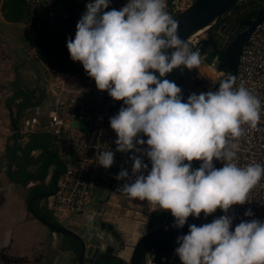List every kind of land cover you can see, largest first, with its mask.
Wrapping results in <instances>:
<instances>
[{
    "label": "clouds",
    "instance_id": "clouds-1",
    "mask_svg": "<svg viewBox=\"0 0 264 264\" xmlns=\"http://www.w3.org/2000/svg\"><path fill=\"white\" fill-rule=\"evenodd\" d=\"M110 3L88 0L66 47L98 90L123 101L109 120L116 151L139 155L130 157L131 177L127 169L116 175L126 181L119 190L170 212L177 229L190 216L207 218L221 210L211 222L188 224V232L177 236L174 254L181 264H264V219H242L233 227L235 217L228 214L246 204L264 177V165L236 160L244 126L255 129L261 119L260 98L229 77L215 91L193 92L184 100L166 74L198 68L202 57L179 37L167 0H127L119 9H109ZM96 155L99 166L113 165L110 148ZM244 216L254 217L252 209Z\"/></svg>",
    "mask_w": 264,
    "mask_h": 264
},
{
    "label": "crops",
    "instance_id": "crops-1",
    "mask_svg": "<svg viewBox=\"0 0 264 264\" xmlns=\"http://www.w3.org/2000/svg\"><path fill=\"white\" fill-rule=\"evenodd\" d=\"M85 11V5L65 6L63 16L55 18L50 28L59 32V36H64L65 32L74 33L76 24ZM2 13L0 12V264H78L76 254L70 250L71 239L51 231L38 221L28 204L35 191H38L37 194L55 191L54 179L57 182L66 165L77 155L75 137L86 132L87 125L81 121H71L69 108L72 105L90 106L92 102L89 97L95 95L98 89L94 80L88 77L83 66L77 62V72L73 73L60 72L44 64L36 48V25L31 22L33 26L30 23L23 25L21 21L9 22ZM4 33L10 37L5 38ZM46 74L48 77L45 89L42 90L39 101L35 102V91L28 89L35 88L37 77H45ZM16 89L23 93L31 92L30 105L39 109L42 130L35 134H18L12 125L14 114L18 128L21 127L20 114L24 109H21L23 97L14 98ZM54 110L68 119L59 133L48 128L49 114ZM51 152H54V156L49 158ZM46 163L48 168L45 179L24 183L26 175L43 174ZM45 199L35 204L36 209L49 220H56L46 208ZM84 216H77L80 217L79 221L63 226L78 231ZM72 217L56 221L64 222ZM160 217L165 221L166 214L159 215L154 227L161 224Z\"/></svg>",
    "mask_w": 264,
    "mask_h": 264
},
{
    "label": "built area",
    "instance_id": "built-area-1",
    "mask_svg": "<svg viewBox=\"0 0 264 264\" xmlns=\"http://www.w3.org/2000/svg\"><path fill=\"white\" fill-rule=\"evenodd\" d=\"M34 1V0H33ZM39 2L42 0H38ZM195 0H167V11L175 18L180 13L193 5ZM52 3V0H49ZM54 8V7H53ZM65 6L55 8L64 11ZM49 15H52L51 11ZM56 16V13H55ZM51 16L52 24L56 17ZM229 11L224 17H230ZM195 33L186 42L193 50H199L202 63L198 68L191 70L184 69L183 75L186 81L187 93H200L215 91L216 84L220 80L227 79L230 73L227 70L219 71L221 56L227 48L228 42L225 39L217 38V56L211 63H206L207 54L201 52L202 42L207 39L204 33ZM69 59L68 64H76L71 61L70 54L65 51ZM79 65V62H77ZM244 84L253 94L261 100V119L255 129H250L246 125L245 132L239 138V151L237 153V163L241 166L248 163H260L264 165V22L250 36L249 42L243 48L240 64L235 77V85ZM95 101L87 107L72 105L69 108V118L71 121H81L87 125L86 132L75 137V151L77 155L67 165L64 172L57 180L55 194L45 199L46 208L52 213L56 220H62L69 216L85 215L92 209L96 200V191L111 176H114L121 161L127 153L116 151V133L110 127V117L115 115L123 101H114L107 91L98 90L94 95ZM40 112L38 107L27 109L21 116L20 133L22 135H32L42 130L39 120ZM68 119L64 118L59 111L54 110L49 114L48 128L59 133L67 124ZM110 148L114 152L113 165L105 169L96 163L99 152ZM217 167H222V162L215 161ZM251 208L254 217H245L246 209ZM223 213L221 212V215ZM229 215L235 217L233 227L242 219L251 218L264 219V177L260 183L249 193L248 200L244 205H234L230 209ZM155 255L148 253L146 264H155ZM167 262L165 259L162 260ZM171 264V260L167 262Z\"/></svg>",
    "mask_w": 264,
    "mask_h": 264
},
{
    "label": "water",
    "instance_id": "water-1",
    "mask_svg": "<svg viewBox=\"0 0 264 264\" xmlns=\"http://www.w3.org/2000/svg\"><path fill=\"white\" fill-rule=\"evenodd\" d=\"M240 1L195 0L191 7L175 17L179 21V37L186 41L193 34L210 28L234 6H238ZM259 1L264 2V0ZM263 22L264 5L255 13L253 20L247 22V28L237 32L229 40L227 48L221 56L219 71L227 70L230 73L229 77H236L243 48L249 42L250 36ZM217 41L218 39L213 35L205 39V42L211 44L216 51H218ZM165 78L175 81L181 87L183 98L186 100L189 95L181 69H174L166 74ZM216 87H219V83L216 84ZM89 100L93 103L94 95H91ZM12 118V125L16 133L21 134L18 121L14 120V114H12ZM143 138L147 139V137ZM143 148L146 149L147 145L145 144ZM132 155H139V153L128 152L126 154L116 174L106 181L107 189L104 196L96 198L92 209L85 214L78 231L56 224L34 210V202L54 195L55 191L36 194L29 201V209L38 221L51 231L71 239L70 250L76 254L78 264H146L147 255L150 252L155 255V264H167L169 260H171V264H181L179 257L174 254V249L178 246L177 236L188 232V224L208 223L221 215V210L217 209L207 218L203 213L199 218L190 216L185 226L182 229H177L172 227L174 218L170 212L154 210L148 206L147 201H134L128 198L125 193L119 190L126 181L117 180L116 175L121 169H127L129 176H132L133 162L130 159ZM142 159L148 164L150 170V160L147 156H143ZM199 163V161H192L193 167L199 166ZM214 164L217 167L215 161ZM145 174L147 173L145 172ZM56 184L54 179V185ZM163 214H166L165 221L154 227L159 215ZM163 259L167 262L164 263Z\"/></svg>",
    "mask_w": 264,
    "mask_h": 264
},
{
    "label": "rangeland",
    "instance_id": "rangeland-1",
    "mask_svg": "<svg viewBox=\"0 0 264 264\" xmlns=\"http://www.w3.org/2000/svg\"><path fill=\"white\" fill-rule=\"evenodd\" d=\"M4 1L5 0H0V12H2L1 9H2V4ZM258 1L259 0H241L238 3L239 11L237 9L232 11L230 17H234V18L239 17L240 19H242V17L249 16L252 12L249 13V12H247L246 9L249 8L251 4H257ZM87 2H88V0H52V3H49V0H42L40 2L38 0H34V1L33 0H27V7L29 10V15H28V18H26L25 20H23L21 22L23 25L30 23V22L33 25H36V26H34L35 27L34 31L38 35V33L41 30V28L43 27V25H45L47 23L48 26L50 27V25H51L50 19L52 18L51 16L54 17L55 13H56V16H55L56 18H58L60 15L63 16L62 11L58 10L56 12V10H55V8L58 5H59V7L71 6V5H73V6L74 5L75 6H84V5H86ZM126 2H127V0H111V3L109 5V9L110 8L119 9L124 4H126ZM109 9H105V11H107ZM50 11H51L52 15H49ZM63 14H64V12H63ZM2 15H3V13H2ZM230 17L222 18L221 21H217L214 24H212L211 27H213V28L210 27V28L206 29L207 34L205 32L204 35L207 36V39L210 35H213L215 38L226 39V36L229 35L228 34L229 29H225V28H226L227 20ZM31 23H30V25H32ZM217 24L219 26L217 28H215V26ZM57 29H59V27H57ZM54 30L55 29L51 27L47 35L48 36L54 35L55 48L58 47V49H59L61 47L62 51H64V52L68 51V49L66 47L67 39L74 38L75 32L74 33L73 32L72 33L71 32H65V34H63L64 36H59V32H55ZM220 33L222 35H220ZM4 36H5V38L10 37L7 34H5ZM75 67H76V65H75ZM47 77H48L47 74L45 77L43 75H40L39 77H37L38 82H36V84H35L36 87L35 88L30 87L28 89L29 91H32V90L35 91L36 97H37V100L35 102H38L39 99L41 98V95L43 93L42 90H44L45 86H46V78ZM106 184H107V182H106ZM106 189H107V186L105 185V183L102 184L99 187V190L97 191L96 197H99V196L103 197ZM79 220H80V217H77V215H76V216H73L72 218H70L69 220H65L64 222L59 221L58 223L61 225L69 226V225H71L70 222L79 221Z\"/></svg>",
    "mask_w": 264,
    "mask_h": 264
},
{
    "label": "trees",
    "instance_id": "trees-1",
    "mask_svg": "<svg viewBox=\"0 0 264 264\" xmlns=\"http://www.w3.org/2000/svg\"><path fill=\"white\" fill-rule=\"evenodd\" d=\"M1 10H2L6 20H8L9 22H12V23H17V22L23 21L26 18H28V15H29V10L27 7V0H5L2 4ZM234 10H236V6H234L230 10L231 13ZM254 15H255V13H251L248 16V18H252V17H254ZM222 18H225V17H222ZM222 18L218 19L217 21H221ZM218 26L219 25L217 24L215 26V28H217ZM211 28H213V27H211ZM49 30H50V27L46 23L45 25H43V27L41 28V30L39 31V33L37 35L36 48L38 50L39 58L42 60V62L44 64H46L47 66H49L51 68H55L60 72H65V73L77 72L75 65L68 64L69 59H67L65 61V57H68V56L64 51H62V48L61 47L59 49H58V47L55 48L54 35H51V36L47 35ZM200 50L202 53L207 54L206 63H211L214 60L215 56L218 55V53L213 48V46L211 44L206 43L205 40L202 42ZM14 96H15L14 97L15 99H17L18 97H23L24 101L21 104V109H23V108L24 109L22 110V112H24L27 109L32 107V104L30 105V102L32 99V93L31 92L27 91V93H23L22 91L16 89ZM27 105H29V107ZM22 114L23 113H21L20 116ZM46 156H47V154H46ZM53 156H54V152H51L48 155L49 158H51ZM45 165H46V167H45L43 174H41L39 176H36L34 174L26 175L23 179L24 183L27 184L28 182L33 181V180L45 179L47 176L48 164L46 163ZM197 167H199V166H197ZM37 193H38V191L33 192V195H31V198H33L35 196V194H37ZM39 201L40 200L34 202V210L39 215L43 216V213H41L35 207V204H37ZM51 221H53L56 224H59L56 220H51ZM159 222L162 224L164 222V218L160 217Z\"/></svg>",
    "mask_w": 264,
    "mask_h": 264
},
{
    "label": "flooded vegetation",
    "instance_id": "flooded-vegetation-1",
    "mask_svg": "<svg viewBox=\"0 0 264 264\" xmlns=\"http://www.w3.org/2000/svg\"><path fill=\"white\" fill-rule=\"evenodd\" d=\"M264 5V2H260L258 1L257 4H251L249 8H247V12H252V13H256L260 8H262V6ZM236 9L239 11V6H236ZM254 17L252 18H248V16L246 17H242V19H240L239 17L234 18V17H230L227 20V24H226V28L225 29H229L228 30V34L226 36V42H229V40L235 36V34L237 32H241L244 29L247 28V22L252 21ZM220 35H222L220 33ZM224 35V34H223Z\"/></svg>",
    "mask_w": 264,
    "mask_h": 264
},
{
    "label": "bare ground",
    "instance_id": "bare-ground-1",
    "mask_svg": "<svg viewBox=\"0 0 264 264\" xmlns=\"http://www.w3.org/2000/svg\"><path fill=\"white\" fill-rule=\"evenodd\" d=\"M206 29H203V30H201V31H199V33H202L203 31H205Z\"/></svg>",
    "mask_w": 264,
    "mask_h": 264
}]
</instances>
